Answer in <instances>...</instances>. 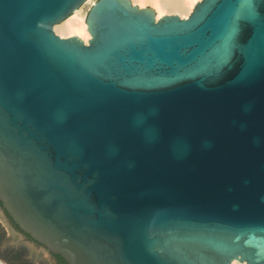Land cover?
<instances>
[{"label": "water", "instance_id": "water-1", "mask_svg": "<svg viewBox=\"0 0 264 264\" xmlns=\"http://www.w3.org/2000/svg\"><path fill=\"white\" fill-rule=\"evenodd\" d=\"M85 1L0 0L11 237L51 264H264V0H98L87 44L56 34Z\"/></svg>", "mask_w": 264, "mask_h": 264}, {"label": "bare ground", "instance_id": "bare-ground-1", "mask_svg": "<svg viewBox=\"0 0 264 264\" xmlns=\"http://www.w3.org/2000/svg\"><path fill=\"white\" fill-rule=\"evenodd\" d=\"M97 1L98 0H86L85 3L80 8H78L72 13V15H70L67 19H65L60 24H57L54 27L55 32L63 38L78 36L79 38H81V40H83L87 44L91 39V34L87 29L88 28V24L86 22L87 15L89 10L97 3ZM200 1L201 0H131L133 5L134 4L138 5L140 6V8H145L147 5H151L155 10L156 13L155 15L157 20L162 18L166 14L167 15L178 14L182 18H187L192 13L196 4ZM2 231L3 228L0 229L1 237H3ZM7 246L9 245L7 244ZM5 252L7 251H4V253L0 251V264H15V263L29 264L27 261H30L32 259L31 257H33V255L29 253L30 255L29 257L14 258L12 257L11 253L7 256ZM10 259H12L15 263L10 261ZM232 264H246V263H241L235 260L233 261Z\"/></svg>", "mask_w": 264, "mask_h": 264}, {"label": "rangeland", "instance_id": "rangeland-1", "mask_svg": "<svg viewBox=\"0 0 264 264\" xmlns=\"http://www.w3.org/2000/svg\"><path fill=\"white\" fill-rule=\"evenodd\" d=\"M146 7L153 8L151 5H147ZM2 228H3V231H2L3 237L0 236V241H3V242H0V246H1L0 251H2L3 253H4V251H7V252H5L7 254V256L11 253L12 257H14V258H16V257H20V258L29 257L30 256L29 253H31L29 251V249L26 246H23V245H20L19 243H16L15 240L8 233L9 231L7 232V228H6L5 224L0 220V229H2ZM7 244L9 246H7ZM31 258L32 259L30 261H27L29 264H51L49 261H45V260L40 259V258L35 260L36 258L34 257V255ZM10 261L15 263L12 259H10ZM15 264H17V263H15Z\"/></svg>", "mask_w": 264, "mask_h": 264}, {"label": "flooded vegetation", "instance_id": "flooded-vegetation-1", "mask_svg": "<svg viewBox=\"0 0 264 264\" xmlns=\"http://www.w3.org/2000/svg\"><path fill=\"white\" fill-rule=\"evenodd\" d=\"M0 205H1V204H0ZM10 221H11V219H10ZM11 222H12V221H11ZM12 224H13V222H12ZM14 226H15V228H17L15 224H14ZM54 258L56 259L57 262L61 263L60 260L58 259V256L54 255ZM61 264H62V263H61Z\"/></svg>", "mask_w": 264, "mask_h": 264}, {"label": "trees", "instance_id": "trees-1", "mask_svg": "<svg viewBox=\"0 0 264 264\" xmlns=\"http://www.w3.org/2000/svg\"><path fill=\"white\" fill-rule=\"evenodd\" d=\"M58 259L60 260V262H61L62 264H66V262H65L61 257L58 256Z\"/></svg>", "mask_w": 264, "mask_h": 264}]
</instances>
